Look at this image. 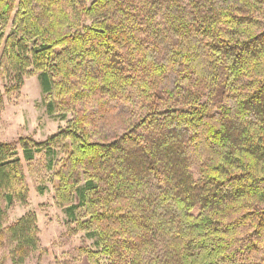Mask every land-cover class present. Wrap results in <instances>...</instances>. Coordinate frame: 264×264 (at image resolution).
Listing matches in <instances>:
<instances>
[{"label": "trees", "instance_id": "trees-1", "mask_svg": "<svg viewBox=\"0 0 264 264\" xmlns=\"http://www.w3.org/2000/svg\"><path fill=\"white\" fill-rule=\"evenodd\" d=\"M32 74L48 114L78 111L0 142L14 264L40 243L33 212L6 225L40 153L88 264H264V0H0V110Z\"/></svg>", "mask_w": 264, "mask_h": 264}, {"label": "rangeland", "instance_id": "rangeland-1", "mask_svg": "<svg viewBox=\"0 0 264 264\" xmlns=\"http://www.w3.org/2000/svg\"><path fill=\"white\" fill-rule=\"evenodd\" d=\"M9 29L10 24L7 31ZM3 85L0 78L2 89ZM45 101L37 74L26 76L19 90L4 95L0 110V142L16 141L27 135L42 141L76 118L78 107L74 110L62 107L56 113L58 115H50ZM60 112L66 114L64 119ZM19 152L21 154V150ZM47 163L48 157L43 153L37 154L30 163L23 161L28 186L27 203L16 202L8 209L6 225L28 211L36 215L39 247L21 264H88L86 251L99 250L59 205L55 194L57 178ZM193 172L196 174L195 170ZM98 259L101 264H109L108 257L102 253ZM0 264H14L8 244L0 249Z\"/></svg>", "mask_w": 264, "mask_h": 264}]
</instances>
